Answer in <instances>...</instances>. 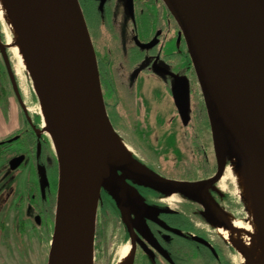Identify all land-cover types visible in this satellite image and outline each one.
<instances>
[{"label": "water", "instance_id": "obj_1", "mask_svg": "<svg viewBox=\"0 0 264 264\" xmlns=\"http://www.w3.org/2000/svg\"><path fill=\"white\" fill-rule=\"evenodd\" d=\"M6 1L23 37L26 74L58 164L47 264H93L101 189L123 217L136 203L145 208L127 179L165 196L181 194L194 201L211 215L208 221L214 226L212 212L221 210L207 189L222 178L232 154L254 170L258 227L264 238V32L260 45L236 0H161L183 36L211 132L216 173L196 182L166 179L131 153L115 151L118 135L106 112L78 0ZM254 3L264 26V0ZM171 97L186 126L190 120L186 78L178 77ZM241 249L245 264H250V252Z\"/></svg>", "mask_w": 264, "mask_h": 264}, {"label": "flooded vegetation", "instance_id": "obj_2", "mask_svg": "<svg viewBox=\"0 0 264 264\" xmlns=\"http://www.w3.org/2000/svg\"><path fill=\"white\" fill-rule=\"evenodd\" d=\"M78 3L96 57L106 112L115 131L119 133L116 127L121 114L119 96L124 102L127 100L132 112L133 108L139 111V102L135 107L133 94L141 77L162 83L170 94L178 77H184L191 99L192 89L198 88V84L187 47L161 0H78ZM1 26L0 22L3 40ZM0 48L8 59L5 71L12 93L10 97L1 85L0 264H47L55 222L58 164L38 114L30 112L31 103L15 84L16 68L5 55L7 44L0 42ZM124 87L128 89L121 92ZM189 123L190 120L186 127L181 124L182 129ZM132 156L162 176L139 157ZM215 173L216 163L213 172L204 177H162L196 182L212 178ZM222 178L208 187L207 192L220 212L240 219L241 200L236 197L235 186L226 182L221 187ZM126 183L138 193L145 208L136 203L126 209L123 217L113 199L101 189L93 264H97L98 242L112 238L113 231L118 232V248H131L130 264H234L227 254L236 253L216 235L208 221L211 215L204 213L202 206L181 194L165 196L133 179H127ZM213 213L215 210L214 217ZM108 259V264L117 263L114 257Z\"/></svg>", "mask_w": 264, "mask_h": 264}, {"label": "rangeland", "instance_id": "obj_3", "mask_svg": "<svg viewBox=\"0 0 264 264\" xmlns=\"http://www.w3.org/2000/svg\"><path fill=\"white\" fill-rule=\"evenodd\" d=\"M1 23L4 39L0 40V42L5 45L10 41L11 36L5 23L2 21ZM3 51L0 48V87L1 85L5 86L11 97V86L5 71V62H8V59L4 57ZM6 54L10 57L11 64L16 68L17 75L13 72L16 86L21 87L26 100L31 103L30 112L37 115L39 104L33 93L26 71L19 67L17 60L9 48ZM135 87L136 94H133V97L136 102L135 107H137L139 102V111L133 108L132 112L127 104V100L124 102L121 96H119L121 106L119 113L121 114L118 121H116L119 133L115 132L122 145L131 154L143 160L151 169L165 177L192 179L193 176L200 178L212 173L216 162L209 123L204 112L202 96L198 85V88L194 87L192 89L190 123L185 129H182L179 117L174 109L171 94L166 89V86H163L160 82H151L146 77H141ZM127 89V87H124L120 90L123 92ZM1 103L2 101L0 100ZM17 112L20 113L19 108H17ZM39 122L41 125V120ZM231 171V163H229L220 185L224 187L226 182L232 183L235 186L234 191L238 198V186L232 177ZM240 200H242L241 197ZM242 201L240 202L242 217L239 220L245 222L247 212ZM118 225L119 221L116 226L118 227ZM117 240L118 232L113 231L112 238L107 239L105 243H101L102 241L98 242L97 264H106V260L108 264L109 257L110 259L113 257L117 259L116 262L119 260L123 246L118 248ZM107 251L109 252L108 255ZM227 258L231 262H234V264H238V255L231 256L227 254Z\"/></svg>", "mask_w": 264, "mask_h": 264}, {"label": "bare ground", "instance_id": "obj_4", "mask_svg": "<svg viewBox=\"0 0 264 264\" xmlns=\"http://www.w3.org/2000/svg\"><path fill=\"white\" fill-rule=\"evenodd\" d=\"M243 16L254 33L256 42L263 44L264 26L254 0H236ZM5 23L10 33V41L7 43L17 60L19 67L29 72V65L23 44V37L18 30L14 14L6 0H0V22ZM38 115L41 116V129L48 133L47 124L43 118L40 106L37 107ZM115 151L129 152L119 139L115 140ZM231 172L238 186V197L243 200L247 212L246 221L232 218L224 212L214 215V229L216 235L226 244L238 252V264H245L241 247L248 250L252 260L250 264H264V238L258 227L256 208L254 170L251 163L242 161L236 154L231 155ZM131 263V248L125 247L120 252V258L116 264Z\"/></svg>", "mask_w": 264, "mask_h": 264}, {"label": "trees", "instance_id": "obj_5", "mask_svg": "<svg viewBox=\"0 0 264 264\" xmlns=\"http://www.w3.org/2000/svg\"><path fill=\"white\" fill-rule=\"evenodd\" d=\"M235 252V251H234Z\"/></svg>", "mask_w": 264, "mask_h": 264}]
</instances>
